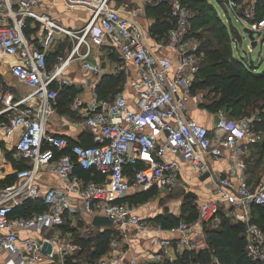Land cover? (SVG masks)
Segmentation results:
<instances>
[{
  "label": "built area",
  "instance_id": "obj_1",
  "mask_svg": "<svg viewBox=\"0 0 264 264\" xmlns=\"http://www.w3.org/2000/svg\"><path fill=\"white\" fill-rule=\"evenodd\" d=\"M56 1L69 8L85 9L89 14L86 24L70 30L58 23L51 7L45 5ZM245 1L220 3L224 14L233 15L257 39L264 30V17L250 21L247 7H240ZM110 2L0 0V128L7 137H16V153L29 164L15 171L12 183H0V255H7L5 264H64L82 249L61 237L67 217L83 211L93 214L98 204L101 216L111 221L110 229L119 240L111 241L112 252L95 264H121L129 249L120 241L128 242L132 229L150 235L151 246L159 249L154 260L169 248L174 255L172 262L184 253H198L206 248L203 229L221 223L220 209L225 216L243 223L247 255L256 264H264V231L251 221V205H264V180L250 186L242 157L247 146L259 139L255 120L222 116L209 135L205 126L189 117L187 101L199 68L200 51L198 41L187 37L190 10L180 0L172 3L170 15L175 27L169 31L165 46L175 58L168 57L163 49H150L131 17L136 14L112 8ZM60 35L72 44L68 51ZM231 44L238 45L236 36H231ZM105 45L115 52L119 69L127 75L124 89L132 91L135 107L130 106L124 91L107 100L93 90L88 100L74 98L70 109L78 120H56L59 127L74 126L87 133L92 144L73 143L50 133L48 126L55 117L58 93L72 85L63 78L65 68L78 61L85 70L100 74L94 59L96 51ZM53 53L57 57L50 67L48 57ZM5 73L10 81L2 80ZM21 86L26 92H20ZM226 153L230 170L211 177L206 157L218 160ZM177 159L199 176L208 174L218 196L197 207L196 221L180 218L175 226L163 227L137 215L132 205L121 201L132 188L170 193L178 185ZM42 169L56 174L62 185L42 188L37 180ZM76 169L94 171L99 178L86 180ZM28 201L42 202L45 210L28 216L13 214ZM197 227L201 228L200 235L193 237ZM24 231H39L42 238H21L19 233ZM163 232L175 233L176 237L162 238ZM44 243L50 245L49 253L44 251ZM54 245H61L58 251ZM210 261L219 264L213 255ZM128 263L143 261L136 254Z\"/></svg>",
  "mask_w": 264,
  "mask_h": 264
},
{
  "label": "trees",
  "instance_id": "obj_2",
  "mask_svg": "<svg viewBox=\"0 0 264 264\" xmlns=\"http://www.w3.org/2000/svg\"><path fill=\"white\" fill-rule=\"evenodd\" d=\"M157 1L158 4L155 7L147 6V14L155 17L154 23L149 27V33L154 39L166 40L169 31L175 27V19L170 15L174 0ZM180 1L193 14V17L189 18L187 37L195 38L201 30L207 33V38L199 43V51L204 53V57L199 63L198 71L191 86L192 94L207 89L208 94L212 95L209 101L201 106L211 112H215L222 107L233 111L246 101L245 106L253 107V103L249 100L250 91L248 87H254L258 91H255V93L258 94L261 102V113L258 120L254 121V126L262 133L259 134V139L250 145V149L254 150L255 153H251V157L246 160L248 179L250 180L258 174L256 168L261 164L264 157V71L251 75L247 65L241 60L229 58L232 46L231 36L228 33L229 26L223 23L216 9L208 0ZM255 11H257L256 17L258 19L264 17V0L256 1ZM230 27L234 29V27ZM48 63H50V57H48ZM121 82L120 76L105 74L98 83L97 94L100 98L111 100L121 89ZM75 94L76 91L71 86H64L59 91L57 102L65 108L61 109L60 107L62 113H70L69 105ZM208 133L211 135L212 130H208ZM81 144L91 145L92 140L86 138V143ZM76 173L86 180L99 178L94 171L76 169ZM14 180L15 176L8 182L0 181V183L2 185L10 184ZM131 191L130 189L129 192ZM156 193L155 189L148 191L135 190L133 193H127L121 201L136 205L148 201ZM186 197L181 207V218L186 222H194L197 219V205L190 194ZM44 210L45 207L42 202L28 201L21 207L16 208L13 214L28 216ZM220 214L221 223L216 228L205 229L206 248L204 250L198 253H184L178 256L174 262L166 259L164 262L156 264H191L195 261L207 264L212 255L215 256L219 264H256L245 251L246 242L243 223L225 216L222 209H220ZM151 220L159 222L163 227H172L178 223L179 218L166 214ZM251 221L264 231V205H251ZM114 235L115 233L110 228H103L90 237L81 238L80 244L87 249L91 259H99L109 250V243Z\"/></svg>",
  "mask_w": 264,
  "mask_h": 264
},
{
  "label": "crops",
  "instance_id": "obj_3",
  "mask_svg": "<svg viewBox=\"0 0 264 264\" xmlns=\"http://www.w3.org/2000/svg\"><path fill=\"white\" fill-rule=\"evenodd\" d=\"M157 4H158L157 0H111L110 7L115 8L121 12H126L129 10L133 11L136 15L132 14L131 17L138 25H140L144 36L145 44L153 51H157L159 48L163 49L164 53L168 57L175 58L173 53L169 49H166L165 47L167 40H157L150 36L149 27L154 23L155 17L149 16L146 10L148 5H150L151 7H155ZM45 5L46 7H51V14L53 18L66 28L74 29L79 27L82 23L85 24L88 21L89 14L80 7L69 8L68 6L64 5L63 2L61 1H56L52 4L46 3ZM76 11H80L81 13V14L79 13L80 16L74 17L73 14H75ZM71 45L72 44L67 40L64 46L70 48ZM96 53H98L97 59H94V62L99 64L101 68L100 74L94 75L91 72L85 70L82 67L81 63L78 61L71 62L70 65H68L63 72V78H65L68 81H71L72 83L71 87L74 88L76 91L75 97L83 98V100H88L91 97V93L93 90L97 92L98 83L105 74H112L114 76L118 75L121 77L122 82H121V89L117 93L124 91L125 96L128 98V102L130 106L135 107V103H134L135 100L133 101L134 95L132 91H130V89L129 90L124 89L125 82L127 81V75L122 70L119 69L118 61L115 60L116 59L115 52L111 49L110 46L108 47L105 45L101 50L96 51ZM2 80L10 81V76L5 73L2 77ZM20 92L22 93L26 92V88L21 86ZM199 96H201L200 92H196L195 94L192 93L190 94V97L188 98L187 101L188 115L190 118L194 119L199 124L212 129L213 132L219 119L222 117V113H223L222 109L221 108L218 109L216 113L207 112L206 111L207 109L201 106L203 104V101L197 99L199 98ZM74 98L72 99L69 105V111H70L69 114L62 113V111H60V107L61 109H65V108H63V106H61L59 102H57L55 117L54 119L51 120L48 126V130L50 133H55L71 139L73 143H80V144L86 143V138L90 140V138L87 136V133L81 132L74 126L59 127L56 123V120H58V118L60 117H67L73 121L78 120L79 116L70 109ZM15 142H16V137L14 135L7 137L4 129L0 128V181L8 182L13 176H15L14 174L15 171L29 167L28 161L22 159L16 153V150L14 148ZM250 145L247 146V151L243 153L242 156L246 166L247 163L245 160L249 159V157L248 156L246 157L245 154L246 153H248V155L250 154L251 152ZM177 161L179 163V175L177 179V183H178L177 187H175L170 193L158 192L156 193V195H159L160 197L168 196L176 192L181 196L182 193L187 195L190 194V196L194 198V202L197 205V207L206 200H213L218 198V196H216L213 192V184L211 183V179L208 174L204 176H199L197 173L191 171V169L187 166L185 162H183L180 159H177ZM206 162L209 166L211 177H213L214 174L216 175L218 173L226 174L230 170V159L228 153H226L224 157L218 160H214L211 157L207 156ZM246 176L248 179L249 174L247 173V169H246ZM253 179L254 177L250 180L248 179V183L250 184L251 187L257 184L259 181L264 180V176L263 178H261V176L259 178L257 177L256 181ZM37 180L42 188L60 187L62 185V181L59 179V177L56 174L46 169H42L39 171ZM131 190L132 191L128 193H133L135 190L138 191V189H134V188H132ZM185 190L186 192H183ZM180 197L179 200L181 202ZM75 199H76L75 195H72V200L75 201ZM156 203H157L156 199H149L144 203H140L136 205L130 204V205H132L135 208L136 214L141 217L153 219L157 216L169 214L179 219L181 218V216H179L181 213V206L179 207L176 205V207L173 208L174 207L172 206L173 204L167 203L166 206L162 207L161 210H159ZM170 206H172V208H169ZM94 208L99 209L98 205L96 207L94 206ZM166 208L167 210L165 211ZM93 211L95 212L96 210ZM223 213H225V211ZM88 214L92 215L90 213L83 211L78 214L68 216L67 217L68 221L66 225L61 228L62 239L70 241L75 245H80L82 247L81 251L74 252L70 257H68L64 264H95L99 259L103 257L102 256L99 259H91L89 254L87 253V249L83 248V246L80 244L81 238H85V237L87 238L86 235L84 236L82 233H79L81 232L80 230V228L82 227L81 223H83L84 226L87 225L88 227L87 229L93 231L94 233L97 231H101L103 229V228L98 229L89 225V223H87L90 219L88 217L89 216ZM77 222L79 224H77ZM73 227L79 230L77 233L79 235L73 236L74 234H76L74 233ZM200 229H201L200 227H197L195 230H193L192 236L195 237L196 235L197 236L200 235V231H199ZM203 230H204L203 243L205 245V228ZM19 236L21 238H27V237H33L36 239L42 238V234L39 231H24L19 233ZM161 237L174 239L176 237V234L163 232L161 233ZM113 240H119V237H117V235H114L111 241ZM127 241L128 242H124V240L120 241L124 244V246H126L129 249V251L126 250L128 253L125 255V258L121 264H129L128 261L130 260V258L135 256L136 254H139L141 256L143 264L162 263L166 259L168 261L171 260L170 262H172L174 258L172 249L169 248L166 249V254L163 253L161 255L160 259L154 260V256L159 251L158 247L151 246L150 235L142 234L137 230L132 229L129 231ZM60 246L61 245L58 246L54 245V249L58 251ZM109 251L112 252L110 246L107 253ZM6 260H7V255L5 253L1 254L0 264H5Z\"/></svg>",
  "mask_w": 264,
  "mask_h": 264
},
{
  "label": "rangeland",
  "instance_id": "obj_4",
  "mask_svg": "<svg viewBox=\"0 0 264 264\" xmlns=\"http://www.w3.org/2000/svg\"><path fill=\"white\" fill-rule=\"evenodd\" d=\"M216 9V11L218 12L219 16L221 17L222 21L224 23H226L225 25L229 26V34L231 36H236L238 38V45H236L235 47L231 46L230 49V55L229 58L230 59H237V60H241L244 64L247 65L249 71L251 72V75H254V73H260L262 71H264V30L260 33L259 37L257 39H254V44H252V42L248 39L247 35L244 32L243 26L240 25L235 17L231 14H229V17L223 13V6L220 3V1L223 2V0H208ZM257 0H247L245 1L243 4H241L240 7H247L248 10V16H249V20H256L258 19L256 17L257 11H255L254 7L256 4ZM83 9V8H82ZM84 11H86L85 9H83ZM80 11H76L74 15V17H78L80 16ZM83 13V11H82ZM190 17H193L192 12L190 13ZM80 18V17H79ZM86 24V23H85ZM84 23H82L79 27L74 28V29H70V30H76L81 28L82 26L85 25ZM230 26L234 27V29H232ZM66 28V27H65ZM140 30L142 31L140 25H139ZM69 29V28H67ZM198 36L195 37L198 41V43H201L205 38H207V33L204 30H201L198 32L197 34ZM61 38V40H63L66 43V38L64 36H59ZM68 40V39H67ZM68 45V44H67ZM69 47L67 48L66 51H68ZM168 49V48H166ZM50 67L54 66L55 61H56V53L51 54L50 56ZM204 57V53L202 51H200L199 54V61L198 63L201 62L202 58ZM116 61H118V59H115ZM176 61L174 62V65L176 66ZM249 91H250V98L249 100H251V103H253V107H248L245 106L246 101L244 103H242V106L238 107L236 110L231 111L230 109H227L226 107H222V116L225 117L226 119H231V120H237V119H241V118H252L254 120H258L259 118V114L261 113V102L259 100V96L257 93H255V91H257L254 87H248ZM258 92V91H257ZM201 96H199V100L203 101V103H206L209 101V99L211 98L212 95H209L207 92V89H205L204 91L200 92ZM207 99H204V98ZM203 99V100H202ZM256 105V106H255ZM207 112L210 113H216L218 110H216L215 112H211L206 110ZM209 131L212 130L208 127H206ZM255 131L257 133H262L260 130H258L255 126ZM261 136V135H260ZM254 154V150H251L250 154L248 155V153H246V157H251L252 154ZM247 160V159H246ZM245 160V161H246ZM256 173H258L253 180L256 181V178L260 177L263 178L264 176V157L263 160L261 162L260 165H258V167L256 168ZM183 192H186L183 191ZM182 193V192H180ZM190 193V192H187ZM187 194L182 193V196L179 195L177 192L172 194V195H168V196H159V195H155L153 196L151 199H156L157 200V207L159 210H161L162 207L166 206L167 203H171L173 204L172 206H174L173 208L177 206H181L182 204L185 202V199ZM181 196V197H180ZM179 197L181 198V202L179 200ZM179 204V205H178ZM181 204V205H180ZM172 206H170L169 208H172ZM98 207H100V205L98 204ZM101 208L99 209H94L96 210L92 215H89L88 217L90 218L89 221L87 223H89V225L92 226L91 222L94 216H101L102 212L100 211ZM182 215V209H181V213L179 216ZM77 224H79L77 222ZM81 232L84 236L86 235L88 236H92V234L94 233L93 231L87 229V225L84 226L83 223H81ZM84 226V227H83ZM93 227V226H92ZM85 228V229H84ZM95 228H103V227H95ZM74 234L73 236L79 235L78 233V229L74 228ZM84 229V230H83ZM207 264H211V261H208Z\"/></svg>",
  "mask_w": 264,
  "mask_h": 264
},
{
  "label": "water",
  "instance_id": "obj_5",
  "mask_svg": "<svg viewBox=\"0 0 264 264\" xmlns=\"http://www.w3.org/2000/svg\"><path fill=\"white\" fill-rule=\"evenodd\" d=\"M245 34L247 35L248 39L252 42V44H254V36H253V32L250 31L249 29H244ZM167 210V208L165 209V211ZM93 227H103L104 229H108L112 226L111 221L104 216H94L91 222ZM44 251L49 253L51 250V247L49 244L44 243Z\"/></svg>",
  "mask_w": 264,
  "mask_h": 264
}]
</instances>
